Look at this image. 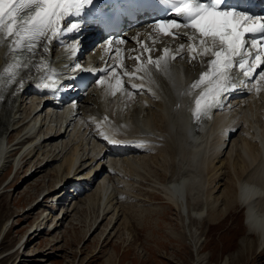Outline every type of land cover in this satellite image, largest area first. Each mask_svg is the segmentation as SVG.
I'll use <instances>...</instances> for the list:
<instances>
[{"label":"bare ground","instance_id":"bare-ground-1","mask_svg":"<svg viewBox=\"0 0 264 264\" xmlns=\"http://www.w3.org/2000/svg\"><path fill=\"white\" fill-rule=\"evenodd\" d=\"M75 33H62L54 41H62L63 46L50 55L39 54L45 57L51 73L59 76L57 94L68 90L73 76L82 79L87 68L76 56ZM129 36L128 45L121 49L123 55L114 50L107 61L108 76L76 93L62 110H55L51 93H37L35 83H40L41 75L51 73L26 71L22 84L10 85L0 94V177L15 169L13 178L1 184V190L19 174L27 173V167L31 172L24 180L36 176L43 179L42 199L37 200V209L34 206L27 211L39 215L30 228L34 238L42 235L43 226L56 236L63 221L81 210V205H97L98 218L93 226L106 216L110 226L121 216L125 193L132 187L125 180L138 171L136 160L161 153V165H167L165 178L153 181L152 187L165 193L184 223L191 225L195 247L203 223L213 224L238 204L244 208L247 232L239 240L236 253L250 252L251 248L254 254L264 252V83L247 79L236 83L233 79L232 84L239 89L224 93L219 105L206 115L194 117V98L200 90L190 86L197 81L201 67H207L208 55L197 56L189 63L185 39L174 41L171 47L147 41L142 46L144 36L139 31ZM182 43L184 51L173 60L172 55ZM145 47L151 51H145ZM164 48L172 52L164 54L160 51ZM8 54V45L0 43V71ZM96 55L91 56L92 62L98 60ZM162 55L165 58L159 61L160 70L147 62L149 56L155 61ZM32 93L35 96L31 105L24 103V96ZM52 112L59 120L46 130L58 132L64 128L65 133L55 138L40 137L38 129L50 120ZM220 130L224 137L231 135L227 142L218 139ZM225 177H230L229 182L219 183ZM233 181L238 184L236 194ZM75 190L77 197L90 194L80 198L79 205L73 201L67 208L59 199L57 210L64 214L61 218L55 215L51 221L53 210H43L47 200L53 204L63 191L68 196ZM6 228L7 223L0 236ZM251 234L254 244L249 239ZM234 259L238 260L235 254L222 264H231Z\"/></svg>","mask_w":264,"mask_h":264},{"label":"rangeland","instance_id":"rangeland-1","mask_svg":"<svg viewBox=\"0 0 264 264\" xmlns=\"http://www.w3.org/2000/svg\"><path fill=\"white\" fill-rule=\"evenodd\" d=\"M158 154L146 155L145 160L136 158L139 169L125 180L132 187L125 193L121 216L115 223L108 226L109 217L106 216L102 222L99 218L93 226L98 218L97 205H81L84 207L76 210L75 214L70 213L54 237L47 226H43L42 235L36 238L30 235V228L39 215L28 214L27 211L37 205L38 199H42L41 185L44 181L39 176L24 180L31 172L27 167L28 172L19 174L5 190L0 187V231L7 223L6 230L0 236V264H222L233 254L238 260L234 259L231 264H264L263 251L254 254L251 248L250 252L247 249V252L236 253L239 240L247 232L244 208L238 204L215 219L213 224L203 223L197 231V241L201 246H194L195 231L191 225L184 223L165 193L152 187L153 181L162 182L165 178L167 165H161ZM11 173L9 169L0 177V186L13 178ZM229 178L225 177L219 183L226 185ZM232 185L236 194L238 184L233 181ZM223 188H220L221 192ZM220 191L217 193L220 194ZM86 194L90 193L73 196V201L78 204ZM47 201L43 210L50 211L51 206L55 209L49 217L52 221L58 215V206L53 207L50 199ZM48 210L46 213L52 212ZM249 239L254 244L253 234Z\"/></svg>","mask_w":264,"mask_h":264},{"label":"snow or ice","instance_id":"snow-or-ice-1","mask_svg":"<svg viewBox=\"0 0 264 264\" xmlns=\"http://www.w3.org/2000/svg\"><path fill=\"white\" fill-rule=\"evenodd\" d=\"M93 4L94 0H0V43L8 45L9 53L6 67L0 71V91L22 84L26 71L51 73L45 57L39 54L47 53L49 44L62 33L79 31L83 14ZM158 5L168 18L156 19L150 27L162 36L185 39L189 63L197 56L213 57L207 70L190 86L200 90L194 101V117L206 115L209 109L219 105L223 94L234 87V70L239 69L244 77L251 78L264 65V57L259 54L264 47V16L243 11L228 0H158ZM152 6L157 7V0H152ZM189 29L192 35L186 31ZM184 49L185 44H180L171 58L174 60ZM144 50L151 51L147 47ZM160 51L172 52L169 48ZM164 58L162 55L154 61L149 56L147 62L160 70L159 61ZM259 76L264 77V71Z\"/></svg>","mask_w":264,"mask_h":264}]
</instances>
